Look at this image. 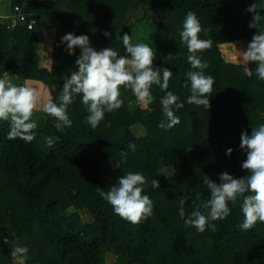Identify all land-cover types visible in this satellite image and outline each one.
<instances>
[{
  "label": "trees",
  "instance_id": "16d2710c",
  "mask_svg": "<svg viewBox=\"0 0 264 264\" xmlns=\"http://www.w3.org/2000/svg\"><path fill=\"white\" fill-rule=\"evenodd\" d=\"M24 1L35 25L30 31H9L0 24V76L7 72L11 79L23 72V83L58 102L79 55V49L74 55L64 51L58 42L63 35H88L94 48L114 47L124 55L122 43L113 44L115 35L127 33L133 43L145 42L132 34L136 23L147 21L159 45L175 49L171 57L156 53L153 66L173 73L167 90L179 95L184 107L176 112L180 123L165 131L158 127L164 91L152 86L149 112L121 86L123 106L105 114L95 129L85 122L88 113L80 95L68 106L72 125L63 131L38 104L36 138L30 143L9 139L10 124L0 121V264H14L11 251L17 245L29 249L26 264H105L108 253L116 257L115 264H264V222L239 230L242 200L229 203L231 214L213 222L215 231L200 233L184 224L208 198L205 177L219 183L223 172L234 178L247 175L241 168L246 154L240 137L264 123V80L245 74L235 48L245 51L257 33L249 27L252 14L246 9L254 2L264 8V0H11L10 11ZM189 11L207 30L201 38L213 40L211 48L198 53L209 65L206 73L215 78L208 109L189 105L190 89L183 87L191 66L179 33ZM259 27L264 28V20ZM48 29H56L58 42L49 70L39 67L33 47ZM104 31L112 37L105 38ZM136 127L143 136L134 135ZM47 136L58 137L51 148L44 143ZM129 144L136 145L135 152ZM228 148L231 156L225 155ZM123 150L128 156L121 162ZM164 169L172 170L167 179L159 177ZM129 171L145 176L144 194L154 205L153 214L136 224L114 214L100 195ZM153 179L158 189L152 188ZM69 210L84 211L91 222L83 223Z\"/></svg>",
  "mask_w": 264,
  "mask_h": 264
},
{
  "label": "clouds",
  "instance_id": "9594fccd",
  "mask_svg": "<svg viewBox=\"0 0 264 264\" xmlns=\"http://www.w3.org/2000/svg\"><path fill=\"white\" fill-rule=\"evenodd\" d=\"M246 11L252 14L249 27L257 29V33L253 35L245 51H237L232 44L237 54L236 61L244 66L248 77L264 80V28L259 27V22L264 20V16L260 14L264 8L258 9L254 2ZM202 32L207 34L197 15L192 11L187 12L179 33L181 43L187 47V60L191 66L185 73L183 85L190 89L186 102L208 109L215 78L206 73L209 65L198 53L211 48L213 40L201 38ZM102 35L105 38L112 37V33L108 31H104ZM114 39L122 43L124 55L119 54L114 47L94 48L88 35L66 33L61 37L60 44L64 46V51L74 55L75 50L79 49V55L75 60L76 70L64 78L58 102L50 94L42 98L40 90L27 81L23 84L12 83L7 72L0 76V121L10 124L8 138H19L26 143L36 138L34 130L38 124L33 114L38 104L43 113L55 118L54 127L57 131L71 127L72 120L67 109L77 95L81 96V103L86 106L88 114L85 122L95 129L104 120L105 114L123 106L121 86L125 90L130 89L137 102L149 112L153 110L150 105L154 102L152 86H159L164 95L159 100L163 119L158 127L167 131L179 124L180 118L176 112L184 107V103L179 95L167 90L173 73L167 68L153 66L156 52L148 43H133L132 37L127 33L116 34ZM41 47L43 49V45ZM250 62L255 65L251 70L245 67ZM57 139L58 137L47 136L44 143L51 148ZM239 147L246 154L241 168L247 170V175L234 178L223 172L219 174V183L205 177L203 183L208 190V198L200 201L185 219L186 227H192L200 233L215 231L213 222L226 219L231 214L229 203H236L238 199L242 200L240 210L243 217L238 225L239 230L246 231L257 221L264 222V123L252 128L250 135L242 132ZM128 148L135 152L136 145L129 144ZM232 151L228 148L225 155L231 156ZM120 156L123 162L128 153L123 150ZM146 183L141 172L129 171L120 176L107 192L101 191L100 195L112 206L114 214L136 224L153 214V201L149 195L144 194ZM151 186L158 189V180L153 179ZM196 199L200 200L199 195ZM183 203L181 201V206ZM4 243H7L6 239ZM28 252L26 246L17 245L11 251V256L16 264H26Z\"/></svg>",
  "mask_w": 264,
  "mask_h": 264
},
{
  "label": "rangeland",
  "instance_id": "374dc122",
  "mask_svg": "<svg viewBox=\"0 0 264 264\" xmlns=\"http://www.w3.org/2000/svg\"><path fill=\"white\" fill-rule=\"evenodd\" d=\"M2 0H0L1 2ZM10 2L11 0H5L4 2V5L7 7L8 4L10 5ZM30 14H32V12L29 11ZM138 16L130 19L131 22H134L135 19L137 18ZM131 18V17H130ZM133 37H136L137 39H139L140 41L142 40H145L144 43H146V41H148L147 43L153 47V49L155 50L156 53H160V54H165L167 55L168 57H171V56H174L175 55V49L172 45L168 44H162V45H159V43L157 42V38H156V35L153 34V32H150V29H149V22L147 21H143L142 23H136L135 24V27L133 29V34H132ZM61 39V38H60ZM134 40V38H133ZM60 42V41H58ZM57 40L54 41V43H57ZM114 43V46L116 47V44L117 45H121V43L119 41H113ZM53 52L56 51V48L54 47V44H53ZM224 55L227 54L226 52V49L225 47H223L222 49ZM50 67V65H49ZM12 83L14 84H23L24 82V74L23 72H16L14 75H13V78L10 79ZM134 135L137 136V137H140V136H143V131L136 127L134 128V131H133ZM172 175V170L171 169H164L162 170L160 173H159V177L161 179H167L169 178L170 176ZM74 214V213H77L79 218L83 221V223H88V222H91L88 214H86L84 211H73V210H69V215L71 214ZM116 262V257L113 255V254H110L108 253L105 257V264H115ZM14 264H16V262L14 261Z\"/></svg>",
  "mask_w": 264,
  "mask_h": 264
},
{
  "label": "crops",
  "instance_id": "0c3cea01",
  "mask_svg": "<svg viewBox=\"0 0 264 264\" xmlns=\"http://www.w3.org/2000/svg\"><path fill=\"white\" fill-rule=\"evenodd\" d=\"M8 1V0H7ZM5 0L0 2V24L4 26L7 21V16L10 11V5L6 7L4 5ZM57 39L56 29H48L43 32L41 42L33 44L34 50L38 55V63L40 68L50 69L52 63L53 44ZM43 45V49L41 47ZM51 49V51H49ZM47 53V54H46ZM51 59V61L49 60ZM50 65V67H49Z\"/></svg>",
  "mask_w": 264,
  "mask_h": 264
},
{
  "label": "built area",
  "instance_id": "2783aa9c",
  "mask_svg": "<svg viewBox=\"0 0 264 264\" xmlns=\"http://www.w3.org/2000/svg\"><path fill=\"white\" fill-rule=\"evenodd\" d=\"M45 1V0H42ZM26 1L20 6H14V8L9 11L7 16V21L4 23V26L7 30H15L19 27H24L26 30H32L35 25V19L30 18V14L25 12ZM54 47L57 49L58 44L54 43Z\"/></svg>",
  "mask_w": 264,
  "mask_h": 264
},
{
  "label": "bare ground",
  "instance_id": "6f19581e",
  "mask_svg": "<svg viewBox=\"0 0 264 264\" xmlns=\"http://www.w3.org/2000/svg\"><path fill=\"white\" fill-rule=\"evenodd\" d=\"M249 80V79H248ZM250 87V86H249ZM240 93V92H239Z\"/></svg>",
  "mask_w": 264,
  "mask_h": 264
}]
</instances>
